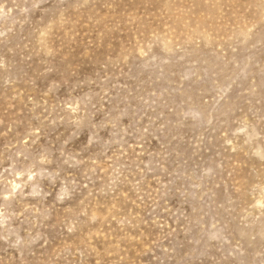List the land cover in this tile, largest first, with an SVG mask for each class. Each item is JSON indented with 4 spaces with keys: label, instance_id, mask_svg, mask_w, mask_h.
<instances>
[{
    "label": "rangeland",
    "instance_id": "obj_1",
    "mask_svg": "<svg viewBox=\"0 0 264 264\" xmlns=\"http://www.w3.org/2000/svg\"><path fill=\"white\" fill-rule=\"evenodd\" d=\"M0 264H264V0H0Z\"/></svg>",
    "mask_w": 264,
    "mask_h": 264
}]
</instances>
